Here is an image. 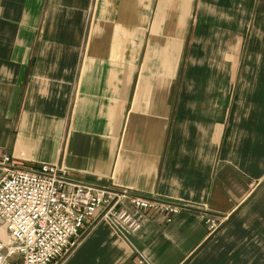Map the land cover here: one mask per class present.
I'll list each match as a JSON object with an SVG mask.
<instances>
[{
	"label": "crops",
	"instance_id": "1",
	"mask_svg": "<svg viewBox=\"0 0 264 264\" xmlns=\"http://www.w3.org/2000/svg\"><path fill=\"white\" fill-rule=\"evenodd\" d=\"M0 156L188 205L150 264H264V0H0ZM58 264L141 263L94 218Z\"/></svg>",
	"mask_w": 264,
	"mask_h": 264
},
{
	"label": "built area",
	"instance_id": "2",
	"mask_svg": "<svg viewBox=\"0 0 264 264\" xmlns=\"http://www.w3.org/2000/svg\"><path fill=\"white\" fill-rule=\"evenodd\" d=\"M0 160L8 167L0 178V264H57L78 246L85 223L94 218L128 244L141 264H150L131 239L144 233L150 213L171 223L189 208L177 201L76 184L56 165L25 171L12 168L8 157ZM221 223L218 217L204 221L210 233Z\"/></svg>",
	"mask_w": 264,
	"mask_h": 264
},
{
	"label": "rangeland",
	"instance_id": "3",
	"mask_svg": "<svg viewBox=\"0 0 264 264\" xmlns=\"http://www.w3.org/2000/svg\"><path fill=\"white\" fill-rule=\"evenodd\" d=\"M0 157H4V156H0ZM5 157H7V156H5ZM8 158H9V157H8ZM0 164H1V160H0ZM10 165H11L12 168H14V166H13V164H12V162H11V158H10ZM1 166H2L1 169H2V171H3V172H2V176H3V175H4V172H5L4 170L7 169L8 167H6L5 165H1ZM61 168H62V167H61ZM16 169H17V168H16ZM62 169H63V168H62ZM19 170H20V169H19ZM32 170H33V169H32ZM64 170H65V169H64ZM29 171H30V170H29ZM65 171H66V170H65ZM2 176H1V177H2ZM1 177H0V178H1ZM80 237H81V235H80ZM3 238H4V242L6 243V245H10V241H9L8 236H7L6 233H4ZM79 241H80V240H79ZM62 260H63V259H62ZM62 260H61V261H62ZM59 262H60V261H59ZM59 262H58V263H59ZM58 263H57V264H58Z\"/></svg>",
	"mask_w": 264,
	"mask_h": 264
}]
</instances>
